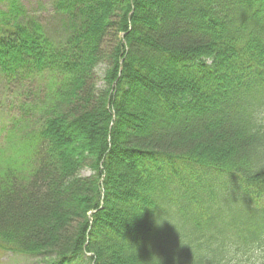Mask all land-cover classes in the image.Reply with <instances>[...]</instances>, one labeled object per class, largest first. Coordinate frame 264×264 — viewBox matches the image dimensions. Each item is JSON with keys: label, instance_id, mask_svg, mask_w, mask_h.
<instances>
[{"label": "trees", "instance_id": "obj_1", "mask_svg": "<svg viewBox=\"0 0 264 264\" xmlns=\"http://www.w3.org/2000/svg\"><path fill=\"white\" fill-rule=\"evenodd\" d=\"M2 89L0 249L264 264V0H10Z\"/></svg>", "mask_w": 264, "mask_h": 264}, {"label": "rangeland", "instance_id": "obj_2", "mask_svg": "<svg viewBox=\"0 0 264 264\" xmlns=\"http://www.w3.org/2000/svg\"><path fill=\"white\" fill-rule=\"evenodd\" d=\"M10 0H0V8L8 9ZM19 4L27 9L29 13L47 15L53 12V4L55 0H17ZM105 64L101 63L97 68V80L99 86L103 83ZM12 93V92H11ZM10 96L7 89L0 90V129L8 126L10 116L7 111L10 108ZM88 174L87 171L83 172ZM45 259L41 256H32L28 254L16 253L9 250L0 249V264H45Z\"/></svg>", "mask_w": 264, "mask_h": 264}]
</instances>
